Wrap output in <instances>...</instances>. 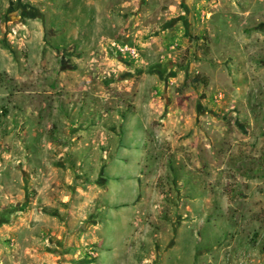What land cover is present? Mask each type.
Returning a JSON list of instances; mask_svg holds the SVG:
<instances>
[{"label": "rangeland", "instance_id": "rangeland-1", "mask_svg": "<svg viewBox=\"0 0 264 264\" xmlns=\"http://www.w3.org/2000/svg\"><path fill=\"white\" fill-rule=\"evenodd\" d=\"M0 264H264V0H0Z\"/></svg>", "mask_w": 264, "mask_h": 264}, {"label": "built area", "instance_id": "built-area-1", "mask_svg": "<svg viewBox=\"0 0 264 264\" xmlns=\"http://www.w3.org/2000/svg\"><path fill=\"white\" fill-rule=\"evenodd\" d=\"M119 51L125 52V51H127V47H125L124 49H119Z\"/></svg>", "mask_w": 264, "mask_h": 264}]
</instances>
